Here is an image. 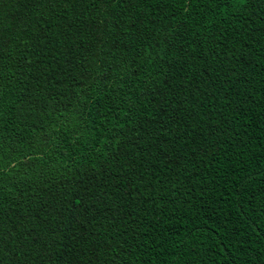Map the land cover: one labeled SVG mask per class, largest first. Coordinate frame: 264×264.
Masks as SVG:
<instances>
[{
  "label": "trees",
  "instance_id": "trees-1",
  "mask_svg": "<svg viewBox=\"0 0 264 264\" xmlns=\"http://www.w3.org/2000/svg\"><path fill=\"white\" fill-rule=\"evenodd\" d=\"M0 264H264V0H0Z\"/></svg>",
  "mask_w": 264,
  "mask_h": 264
}]
</instances>
